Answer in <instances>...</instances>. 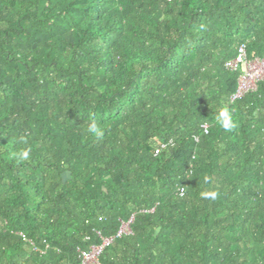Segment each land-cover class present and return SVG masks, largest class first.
Segmentation results:
<instances>
[{
	"label": "trees",
	"instance_id": "trees-1",
	"mask_svg": "<svg viewBox=\"0 0 264 264\" xmlns=\"http://www.w3.org/2000/svg\"><path fill=\"white\" fill-rule=\"evenodd\" d=\"M240 44L264 57V0H0V264H79L132 214L99 264H264Z\"/></svg>",
	"mask_w": 264,
	"mask_h": 264
},
{
	"label": "built area",
	"instance_id": "built-area-1",
	"mask_svg": "<svg viewBox=\"0 0 264 264\" xmlns=\"http://www.w3.org/2000/svg\"><path fill=\"white\" fill-rule=\"evenodd\" d=\"M225 66L228 69L239 71L237 88L231 94V99H235L245 92L255 90L257 83L259 81H264V57H248L244 44L238 45L235 55L226 60ZM203 126L206 131L207 125L204 124ZM168 142H163L161 147L165 146ZM132 220L133 214L127 219H120L116 232L109 236L103 235L99 230H96L95 233L99 242L92 243L87 248L78 249L80 256L79 264H99V255L103 249L109 245L115 237L131 232L130 223ZM23 237L26 238L25 235H23ZM30 243L32 242L30 241Z\"/></svg>",
	"mask_w": 264,
	"mask_h": 264
},
{
	"label": "clouds",
	"instance_id": "clouds-1",
	"mask_svg": "<svg viewBox=\"0 0 264 264\" xmlns=\"http://www.w3.org/2000/svg\"><path fill=\"white\" fill-rule=\"evenodd\" d=\"M221 126L225 131H229L234 127L227 113H222ZM86 131L87 133L93 134L96 138H102L104 135V130L98 125L95 120L90 121V123L87 125ZM24 156L27 157V152L24 153Z\"/></svg>",
	"mask_w": 264,
	"mask_h": 264
}]
</instances>
